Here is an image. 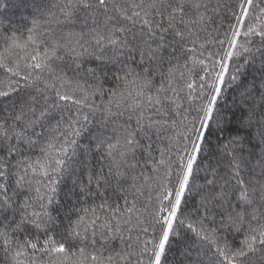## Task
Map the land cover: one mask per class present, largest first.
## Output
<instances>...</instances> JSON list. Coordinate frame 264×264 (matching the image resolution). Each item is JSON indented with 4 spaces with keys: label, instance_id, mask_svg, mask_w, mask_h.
I'll return each instance as SVG.
<instances>
[{
    "label": "snow or ice",
    "instance_id": "snow-or-ice-1",
    "mask_svg": "<svg viewBox=\"0 0 264 264\" xmlns=\"http://www.w3.org/2000/svg\"><path fill=\"white\" fill-rule=\"evenodd\" d=\"M253 2L254 0H243L238 6L240 13L235 19L239 23L229 34L230 48L226 55L228 61H232L241 53L264 54V49H251L246 46V42H250L253 35L260 37L264 43V32L244 26ZM210 7L211 0H19L16 5L17 12L22 13L26 10L34 16L27 31L18 36L6 29L3 21H0V74L14 78L11 82L0 79V112L4 110L5 104L10 105L12 109L10 114L12 123L5 127L6 122L0 121V153H3V156H0V180L8 170L3 162L15 159L16 164L8 166L15 177V186L17 188L26 185L40 186L36 188L35 201H25L23 205L17 206L21 210V215L19 219L13 216L10 221L15 227L10 228L8 233L0 231V246H11L13 241L9 238L10 235L19 234L26 227L38 229L46 236L45 242L25 240L11 256L16 264H25V260L28 264H40L39 257L29 256V250L33 253L43 252L50 259L55 258L52 264H132L133 259L136 260V264H143L135 250L110 255L99 252L92 254L86 252L84 247H79L74 252L71 250L74 246H66L64 238L52 235L57 233L56 219L52 215L53 212L59 211L57 187L65 176L71 177L76 173L74 164L83 166L81 161L74 159L77 147L84 154L92 151L77 145V137L88 131L87 124L81 123L87 122L88 117L76 115L68 120L67 127H64V120L65 112L70 111L65 106L84 108L83 101L90 98L88 90L95 91V86L88 84L86 89L83 84L77 82L70 93L60 91L61 88L70 85L72 79L63 70L65 67H72L65 57L71 60L80 56L78 48L87 52L86 42L88 45H95L101 51L105 47L114 52L127 50L125 62L137 63L143 69L141 72L133 69L124 71L120 79L125 85L131 82L136 88L130 92L126 90L119 94L112 93L115 99L105 105L103 115L97 127L93 129L98 131L97 139L103 146L109 170L107 177L104 176L103 170L88 177L89 187L106 186L115 178L119 185L115 189L117 193L125 183L129 184L131 191L135 193L136 182L143 176L142 172L140 177L133 175L139 163L136 154L140 153V158L147 159L152 158L153 151H160L163 154L158 147L161 138L168 130L177 126L176 118L181 115L185 103L192 98L190 92H197L203 101H206L201 105L200 118L193 125L194 135L185 137L190 140L191 151L186 161L177 162L180 171L177 173L179 178L176 187L173 191L166 192L163 198L170 203L159 207L155 214L160 230L155 234L154 241H144L145 245H152V251L149 252L147 247L139 249L140 255L147 257L148 264H162V260L166 259V248L170 239L176 236L174 225L184 224L178 216L181 214L182 203H186V193L190 191L194 168L200 170L198 160L202 164L203 160L209 158L205 155L208 151L207 137L211 135L213 129L217 133L225 131L230 123V118L220 111L218 103L223 98L225 76L229 77L230 82H235L237 76L229 74L228 64L223 61H217L213 65V68L219 66L218 72H213V69L204 72L203 68L207 65L203 60L194 59L199 38V31H195L194 28L203 30V26L211 19L208 14ZM45 9L47 11H44ZM93 10L106 17L104 27L107 33H100L95 28L91 33L83 35L73 32L77 17H81L83 13L91 14ZM6 32L7 46L3 47ZM20 36L24 38L23 43ZM29 46L32 47V51L23 65L25 74L21 75L20 64L12 58V52L26 51ZM198 46L205 47L203 44ZM37 50L43 54H39ZM178 52L182 54V60L177 56ZM245 59L247 60V57ZM196 65L201 66V71L197 73L199 85L192 79L185 82L187 70L190 66ZM209 80L212 82L209 83ZM178 81L183 83V86H180ZM204 88L210 90V95L203 91ZM49 89L54 90L51 97ZM77 92L82 94V99H73ZM257 96L260 97L259 100ZM241 97L240 107L248 104L251 109H245L249 112L248 119L243 121L237 134L230 136L228 142L219 148L216 153L217 167L204 169L206 183L201 188L212 191L208 193L202 207L207 208L212 200L223 206L222 202L227 199V188L232 186H235L238 193L235 198L242 205L253 206V197L259 196L261 207H264V184L257 187L249 178L255 175L257 170L264 173V114L259 112V109L264 108V82L256 94L249 88L245 93H241ZM90 111L96 112L97 109L92 108ZM106 119L114 125V131L107 139H103ZM52 121L57 123L49 128ZM17 123L22 130L17 131ZM244 130H254L255 143L251 141L245 143L244 137L240 135V131ZM38 141L42 143L38 145ZM22 145L29 149L39 146L40 159H20L18 153L23 152ZM253 148H258L259 153L254 152ZM100 150L95 149L97 153ZM253 159L256 160L255 164ZM159 163L163 164L164 161L160 160ZM220 166L223 167L222 175L218 174ZM122 169L126 170L127 174ZM259 179L264 180V175ZM40 188L44 191L41 192ZM7 191L8 189L0 182V213L11 209L9 199L4 195ZM81 193L89 194L86 188H81ZM124 204L126 209L122 215L126 231L130 234L137 230L148 232L149 229L142 227L143 222L136 215L135 197L132 200H124ZM95 211L80 209L79 218L70 226L71 231L66 232L64 236L78 240L91 239L94 244V229L99 220ZM258 211L253 207L249 219L259 220L260 215L256 214ZM120 214L117 212L114 215ZM235 216L244 223V216L241 213L237 212ZM3 219L8 220L9 216H4ZM114 222L119 232L120 222L118 220ZM2 225L3 220H0V226ZM99 227L110 228V224H100ZM188 227L192 229V225ZM248 227L250 233L259 232V236L249 235L242 242L241 249L235 253L229 252V256H223L221 249H216L217 253L224 259L239 258L257 251L258 245L264 246V223L259 229L252 228L250 224ZM88 233L92 235H86ZM134 239L135 244L139 245L138 236L134 238L133 235H129V249H134Z\"/></svg>",
    "mask_w": 264,
    "mask_h": 264
},
{
    "label": "trees",
    "instance_id": "trees-1",
    "mask_svg": "<svg viewBox=\"0 0 264 264\" xmlns=\"http://www.w3.org/2000/svg\"><path fill=\"white\" fill-rule=\"evenodd\" d=\"M18 2L19 0H0V21H3L6 29L15 32L19 36L20 33L27 31L29 22L34 19V16L26 10L18 13L16 8ZM242 2L243 0H211V7L208 13L211 19L203 26V30L194 28L195 31H199L198 45H205L203 48L197 45V52L194 57V59L203 60L204 64L207 65V67L203 68V71L207 72L209 69H213V72H218L219 66L213 68V65L217 61H223V63L228 64L229 74H235L237 80L230 82L229 77L225 76L223 98L219 101L218 107L223 114L230 118V123L227 125L225 131L217 133L213 129L211 135L207 137L208 143L206 147L208 151L205 155H208L209 158L203 160L202 164L198 160V164L201 165L200 170L194 168V175L192 182H190V191L186 193V203H182L181 214L178 216V219H182L184 224L174 225L176 236L170 239L169 246L166 248V259L162 260V264H264V246L259 245L257 246V251L249 253L245 257L223 258V256H229V252L235 253L240 250L242 242L249 235L259 236V232L250 233L248 227L250 224L252 228L259 229L260 225L264 223V214H262L264 213V207H261L259 196L253 197V206L242 205L235 198L238 193L235 191V186H232L227 188V199L222 202L223 206H221V203L212 200L208 203L207 208L202 207L208 193L212 191V189L205 191L201 188L206 183V172L204 169L217 167L218 156L216 153L219 151V148L228 142L230 136L236 135L243 121L248 119L249 112L245 111V109H250V106L245 104L243 108L240 107L242 101L241 93H245L247 89L251 88L253 94H256L259 91L261 83L264 82V54H261V52H257L255 55L241 53L232 61L226 59L230 48V44L228 43L229 34L235 25L239 23L235 19V16L239 15L240 9L238 6ZM44 11H47V9ZM105 19L106 17L102 13H98L95 10L91 14L83 13L81 17H77V24L72 31L83 35L91 33L95 28L100 33L106 34L107 29L104 27ZM244 26L254 27L258 31L264 32V0H254L253 7L249 9L248 19L245 21ZM45 30L47 31V29ZM7 35V32L4 33L5 44L3 47L7 46ZM20 39L23 43V36H20ZM220 41H224L225 43L221 44ZM246 46L251 49H264V43H262L260 37L255 35L250 39V42H246ZM86 47L88 48L87 52H84L82 48H78L77 51L81 55L74 57V59L69 60L68 57H65V60L72 67H65L63 70L72 79L70 85H66L60 91L70 93L77 82L83 84L86 89L88 88V84L95 86V91L88 90L90 98L83 101L85 104L84 108L78 109L76 106H65L70 111L65 112L66 119L64 120V127H67L68 120L74 118L76 115L88 117L87 122L81 121V123L87 124L88 131L77 137V145H82L84 148L92 149V151L84 154L77 147V155L74 159L81 161L83 166L81 164H74L73 167L76 168V173L71 177L65 176L57 187V191L59 192V211L52 213L56 219L55 227L57 228V233H52V235L64 238L66 246H74L71 249L74 252L79 247H84L86 252L92 254L99 252L110 255L117 252L135 250L139 259L143 261V264H148L147 257L140 255L139 249L147 247L149 252L152 251V245H145L144 241H154L155 234L160 230V226L156 223L157 217L155 214L159 207L170 203L163 200V198L166 192L173 191L176 187V181L179 178L177 173L180 171L177 168V162L186 161L191 151L190 140L185 137H192L194 135L193 125L200 118L201 105L206 101H203V98L197 92H190L192 98L185 103L181 115L176 118L177 126L172 130H168L161 138V143L158 147L162 150L163 154L160 151H153L151 159L140 158V153L136 154L139 163L133 175L140 177L142 172L143 176L136 182L137 191L135 193L131 191L127 183L117 193L115 189L119 185L115 178H112L106 186H100L99 188L89 187L87 183L88 177L94 176L101 170H103L104 176L107 177L109 170V162L105 157L103 146L100 140L97 139L98 131H94L93 129L97 127L98 121H100L103 115L105 105H108L110 100L115 99L112 93L119 94L121 91L126 90L130 92L133 88H136V85L131 84V82L125 85L120 79L124 75V71L126 69H133L136 72H141L143 69L137 63L125 62L127 60V50L114 52L105 47L101 51L95 45H88L87 42ZM18 51L13 50L12 58L20 64L19 70L21 71V75H24L25 70L23 65L29 52L32 51V47L29 46L26 51H19V56H17ZM37 51L39 52V50ZM200 53H203V55L201 56ZM39 54L42 55L43 53L39 52ZM177 56L182 60L181 53L178 52ZM20 57H24L25 59H21ZM245 57H247V60ZM76 65H79V67H75ZM57 70L59 71V69ZM200 71L201 66H190L187 70L188 74L184 77L185 82L188 79H192L199 85L197 73ZM0 79L11 82L14 78L7 77L6 74H0ZM208 82L211 83L212 81L209 80ZM178 83L180 82L178 81ZM180 86H183V83H180ZM53 91L49 89L50 97ZM203 91L210 95L208 88H204ZM73 99H82V94L77 92L73 96ZM259 99L260 97L257 96V100ZM92 108L97 109V111H90ZM11 111V106L5 104L4 110L0 112V121L6 122L5 127L12 123L10 119ZM259 112L264 114V108L259 109ZM180 121H184V123H180ZM189 121L192 123L189 124ZM120 122L122 123L123 120L121 119ZM56 123L57 121H52L49 128L56 125ZM79 126L77 125V127ZM103 127L105 131L103 139H107L108 136L113 134L114 125L106 119V124ZM16 128L17 131L22 130L18 123ZM253 131H240V135L244 137L245 143L249 141L255 143ZM31 138L36 139V137ZM40 143L42 142L38 141V145ZM22 148L23 152L18 153L20 159H40L39 146L29 149L27 146L22 145ZM96 148L101 149L99 153L95 151ZM253 151L259 153L260 150L253 148ZM0 156H3V153H0ZM160 160H163L164 163H159ZM16 162L15 159L3 162L4 167L8 170L5 172L3 179L0 180L8 189L4 195L5 198L9 199V203L11 204V209L0 213V220H3L0 231L6 233L9 232L10 228L15 227L10 222L11 218L15 216L19 219L21 215V210L17 206L23 205L25 201H35L37 195L36 188L40 187L39 185H26L23 188L15 186V177L11 174V169L8 166L9 164L15 165ZM255 163L256 160L253 159V164ZM122 171H125V174H127L126 170L122 169ZM21 174L23 173L21 172ZM218 174H223L222 166L219 167ZM261 175H264V173L257 170L255 175L249 177L257 187L264 184V180L259 179ZM32 179L35 178L32 177ZM81 188H86L89 194H82ZM40 191L43 192L44 189L40 188ZM134 197L137 205L136 215L143 222L142 227L149 229L148 232L137 230V232L130 234L124 227L122 215L126 209L124 200H132ZM253 207L259 210L256 212L257 215H260L259 220L249 219L250 213L253 212ZM74 208L76 211H73ZM80 209H95V215L99 217L97 227L94 229V244L91 239L78 240L64 236L66 232L71 231L70 226L79 218ZM117 212L121 214L114 215ZM237 212L244 216V223H241L235 216ZM4 216H9V219L4 220ZM116 220L121 225L119 232L116 230L114 222ZM100 224H110V228H101L99 227ZM188 225H192L194 231L189 229ZM86 235L91 236L92 234L88 233ZM129 235H133L134 238L138 236L139 238V245L135 244V239L133 241L134 249L128 248ZM9 238L13 241L11 246H0V264H16L11 259V256L25 240L32 242L46 241L45 233L32 227H26L19 234L12 233ZM216 249L223 250V256L217 253ZM33 255L39 257L40 264H52V261L55 259H50L43 252L33 253L29 250V256ZM25 264H28L27 260H25ZM132 264H136L135 259L132 260Z\"/></svg>",
    "mask_w": 264,
    "mask_h": 264
}]
</instances>
